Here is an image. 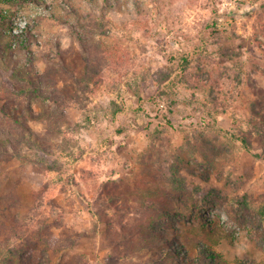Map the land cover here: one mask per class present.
Instances as JSON below:
<instances>
[{
	"label": "rangeland",
	"instance_id": "rangeland-1",
	"mask_svg": "<svg viewBox=\"0 0 264 264\" xmlns=\"http://www.w3.org/2000/svg\"><path fill=\"white\" fill-rule=\"evenodd\" d=\"M44 3L0 0V254L264 264V0Z\"/></svg>",
	"mask_w": 264,
	"mask_h": 264
},
{
	"label": "trees",
	"instance_id": "trees-1",
	"mask_svg": "<svg viewBox=\"0 0 264 264\" xmlns=\"http://www.w3.org/2000/svg\"><path fill=\"white\" fill-rule=\"evenodd\" d=\"M6 1L8 3H13L14 1H18L21 4L23 3L26 6H28V5H35L37 7H44L45 6L44 0H6ZM0 23H1V28H2V29H0V36H3V33H5L6 30L8 31L9 36H11L12 35V29H11V25L9 24L8 19L6 17H2ZM106 23L111 25V27L116 26V24H114L111 20H109L107 18L104 19L103 25H105ZM204 51H206V50L202 49L201 47H197L194 49V51L192 53L185 52L182 56V62H181L182 68H181V70L178 72H175L173 75L171 73L163 74L162 78H160L158 80V94L160 95V97H163V96L171 97L172 95L169 92L170 88L176 87L178 85H185L189 89L192 88V85L189 84V82H188L187 76L192 75V76L197 77L199 75L198 72L202 71L201 66H198V63H199L198 57L200 55H203ZM197 55H198V57H197ZM133 86H135V85H133ZM136 93L138 94V97H141L138 89H136ZM112 106H113L112 112H111L112 117H116V115L118 113H120L121 111H123V109H124V107L118 106L116 102H112ZM240 140L246 149H250L251 143H250L247 135L243 134V136L240 138ZM179 173L180 172H178L176 170L169 172V177L167 178L169 180V182L167 184L171 186V190H170L171 192L178 191L179 187L181 188L180 190L185 189V187L182 186V184H184V178L182 177L183 178L182 179L180 177V181L177 180V177L180 176ZM158 183H159L158 185L161 186L163 184V181L158 182ZM178 184H180L181 186H177ZM137 190H139L138 186H137ZM149 192H150V190H149ZM149 192H147V193H148V196L150 197ZM171 192H165V193L168 195H171ZM155 194H156V191H155ZM141 196H142V200L144 201L143 205H145V207H148V209L152 208L154 210L155 209L154 205L153 204L149 205L148 201L146 200L148 198V196L145 194H141ZM0 210H1V207H0ZM163 213L167 214V210L164 209ZM0 216L7 218V217L3 216L2 214H0ZM156 217L157 216H155L154 218H156ZM15 219L17 220L16 222L18 223L19 227H20V224L24 223V221H25V220L22 221L20 217H16V216H15ZM45 245H46V243H45ZM48 246H49V244H48ZM12 248H14L12 245L8 246L5 250V252L3 254L2 253L0 254L1 255L0 256V264H19L21 262V260L23 259L22 257H24L26 250L28 249L24 245V243H22V247H21L22 249L21 250L16 251L15 249H12ZM45 258H46L45 261L47 263L45 261H42L41 264H71L70 261H63V259H62V261L54 262L53 259L51 260L50 254L45 256ZM75 264H90V263L86 260L81 259L78 261L76 260Z\"/></svg>",
	"mask_w": 264,
	"mask_h": 264
}]
</instances>
